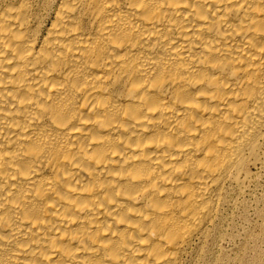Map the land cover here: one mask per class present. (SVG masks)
<instances>
[{
    "label": "bare ground",
    "instance_id": "6f19581e",
    "mask_svg": "<svg viewBox=\"0 0 264 264\" xmlns=\"http://www.w3.org/2000/svg\"><path fill=\"white\" fill-rule=\"evenodd\" d=\"M255 169L264 0L0 6V264H187Z\"/></svg>",
    "mask_w": 264,
    "mask_h": 264
},
{
    "label": "rangeland",
    "instance_id": "374dc122",
    "mask_svg": "<svg viewBox=\"0 0 264 264\" xmlns=\"http://www.w3.org/2000/svg\"><path fill=\"white\" fill-rule=\"evenodd\" d=\"M8 1L0 0V6ZM255 171L257 178L245 193L233 194L224 217L209 239L191 250L187 264H264V172Z\"/></svg>",
    "mask_w": 264,
    "mask_h": 264
}]
</instances>
